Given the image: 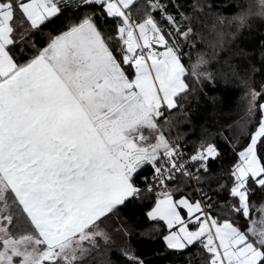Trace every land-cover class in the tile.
Listing matches in <instances>:
<instances>
[{
  "label": "snow or ice",
  "instance_id": "snow-or-ice-1",
  "mask_svg": "<svg viewBox=\"0 0 264 264\" xmlns=\"http://www.w3.org/2000/svg\"><path fill=\"white\" fill-rule=\"evenodd\" d=\"M221 11L217 0H0V174L19 171L66 220L77 239L65 264H264V39L236 54L244 65L221 60L226 39L251 30L250 12ZM209 26L213 55L193 60L183 48ZM218 83L240 91L232 110L204 91ZM134 237L158 250L139 254Z\"/></svg>",
  "mask_w": 264,
  "mask_h": 264
},
{
  "label": "trees",
  "instance_id": "trees-1",
  "mask_svg": "<svg viewBox=\"0 0 264 264\" xmlns=\"http://www.w3.org/2000/svg\"><path fill=\"white\" fill-rule=\"evenodd\" d=\"M232 7L228 8L229 0H217L218 4L224 6V11H221V15L226 16H236L241 12H250L251 14L248 16L245 21V26L250 23V29L245 28L243 31L239 32L236 36H229L224 45L223 51L217 52L219 53L220 59L224 60L225 58L231 57L232 62L236 64H246L247 60L236 55L241 50L246 52H253L258 49V45L261 39H264V0H230ZM237 4H244L245 7L237 10ZM235 25H225V31L234 30ZM215 35L211 32L210 26L209 30L204 33L203 42H197L195 48L190 49L187 45L184 46L183 51L185 53L191 52L193 60L195 59L197 53L205 52L208 56L213 55V48L211 47V43L214 42ZM253 61L256 62V66L259 67V53L256 51L255 56L252 57ZM184 62L186 64L189 63L187 57H185ZM217 65H213L216 67ZM262 74L257 72L253 74V78L259 83L261 81ZM204 91L208 93L209 96H218L219 100L216 102V108L221 110L222 112H227L234 108L237 97L241 94L240 91L232 85L225 86L223 84H217L215 88L212 85H207L204 88ZM192 104H196V101L193 100ZM201 111L211 112L212 106L209 101H207L202 95L199 101V105ZM7 196L4 200V208L1 211L4 215V224L6 228V233L9 237L12 238H20L27 234H35L36 230L28 218L25 211L20 206L19 202L12 195L10 191H7ZM259 208L260 204L256 203L253 207V215L254 217L259 218ZM136 243L134 244V248L138 251L139 254L144 256H148L151 252L158 250V242L153 240L149 241L147 237L144 239H139L138 237L133 238ZM69 256L70 255H66ZM64 256V257H66ZM57 258L53 261V264H65V259ZM96 259L95 256H90L85 261V264H93V261ZM113 259H117V257H113ZM1 264V263H0ZM119 264H123V260L119 261ZM150 264H163L161 261L152 260Z\"/></svg>",
  "mask_w": 264,
  "mask_h": 264
},
{
  "label": "rangeland",
  "instance_id": "rangeland-1",
  "mask_svg": "<svg viewBox=\"0 0 264 264\" xmlns=\"http://www.w3.org/2000/svg\"><path fill=\"white\" fill-rule=\"evenodd\" d=\"M19 175V171L0 174V263L53 264V261L57 258L71 255L68 246L75 247L77 237L68 235L66 231L61 232L59 235L56 232H50L48 238H46L42 237L33 225L36 230L35 234H27L20 238H12L7 235L4 224L5 217L1 212L5 205L4 200L7 191H10L20 204V200L12 192L11 187L17 186L19 189L26 191L36 188L33 183L18 180ZM5 176L10 180V183L6 181ZM61 248L64 249L63 252L60 256H56L55 253L60 252Z\"/></svg>",
  "mask_w": 264,
  "mask_h": 264
},
{
  "label": "crops",
  "instance_id": "crops-1",
  "mask_svg": "<svg viewBox=\"0 0 264 264\" xmlns=\"http://www.w3.org/2000/svg\"><path fill=\"white\" fill-rule=\"evenodd\" d=\"M8 183L10 180L5 176ZM21 182V181H20ZM12 192L20 200L22 209L28 215V218L35 226L38 233L42 237L48 238L50 232H63L65 231L66 220H61L57 213L48 206V201L37 198V188L34 190L26 191L16 187H11Z\"/></svg>",
  "mask_w": 264,
  "mask_h": 264
}]
</instances>
